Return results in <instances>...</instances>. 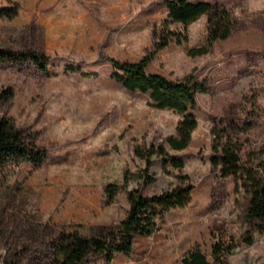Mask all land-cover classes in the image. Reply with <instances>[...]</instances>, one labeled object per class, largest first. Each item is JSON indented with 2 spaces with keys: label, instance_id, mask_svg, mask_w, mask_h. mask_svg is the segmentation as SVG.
Instances as JSON below:
<instances>
[{
  "label": "rangeland",
  "instance_id": "1",
  "mask_svg": "<svg viewBox=\"0 0 264 264\" xmlns=\"http://www.w3.org/2000/svg\"><path fill=\"white\" fill-rule=\"evenodd\" d=\"M164 1L0 0V8L19 7L16 17H0V47L32 48L52 58L49 77L0 69V90L14 93L1 113L34 133L49 153L40 167H0V260L11 256L8 248L36 245V237L47 238L52 228L75 226L88 234L117 224L129 209L128 190L161 193L179 185L178 175H187L194 187L190 205L171 210L153 236L137 238L131 255L96 264H182L194 248L211 260L220 234L238 241L245 230L247 196L233 178L212 168L211 132L215 126L245 127L254 116L253 127L236 138L244 154L264 159V0H193L231 9L238 29L215 42L210 53L191 57L187 49L206 42V18L200 17L187 27V41L173 40L152 58L148 72L172 81L193 73L207 90L197 94L198 106L191 110L198 125L189 147L170 150L184 159V168L165 167L153 157V183L133 180L124 186L126 171L145 167L134 148L164 144L182 115L154 108L148 94L127 92L103 58L140 61L152 47L154 29L167 18ZM169 30L181 33L184 27L174 23ZM67 64L91 75L68 73ZM110 183L123 188L106 205ZM227 264H264V235L252 246L238 244Z\"/></svg>",
  "mask_w": 264,
  "mask_h": 264
},
{
  "label": "trees",
  "instance_id": "2",
  "mask_svg": "<svg viewBox=\"0 0 264 264\" xmlns=\"http://www.w3.org/2000/svg\"><path fill=\"white\" fill-rule=\"evenodd\" d=\"M167 18L159 29L153 31L152 47L138 62H122L105 57L112 67L113 79L129 93L148 94L152 106L158 110H173L182 115L174 135L165 139L159 146H136L134 154L145 162V167L136 172L126 171L124 186L130 181L153 183L149 171L155 164L153 157L163 159L165 167L182 170L184 159L173 152L187 149L192 133L198 122L191 110L196 109L197 94L207 88L193 74L180 81L168 80L160 74L147 70L152 58L166 48L173 40L181 43L188 40L187 27L206 15V42L202 46L187 49L191 57L203 56L211 52L215 42L227 40L238 29V18L224 5L206 1L165 0ZM19 7L14 4L0 8V17L13 18ZM179 23L184 27L181 33L169 30V26ZM264 61V51L262 52ZM52 58L36 49L14 50L0 47V69L10 68L20 71L32 70L44 77L51 74ZM68 73H82L79 65L67 64ZM86 76L91 74L82 73ZM14 96L11 90H0V110L10 104ZM255 117H250L247 126H215L212 129L211 166L218 170L222 178H233L247 196L244 209L245 230L238 241L226 234L212 246L211 260L198 248L189 250L182 264H227L238 244L252 246L257 236L264 235V159L258 160L252 152L244 154V143L237 135L253 127ZM37 136L18 127L13 118L0 111V167L30 163L42 166L48 151L40 146ZM168 146V148L166 147ZM179 185L170 190L153 195H144L139 189L127 191L129 209L126 217L114 225H102L84 234L80 227L69 226L59 231L49 230L47 238L36 237V245L23 244L20 248H8L10 257L0 260V264H96L100 259L111 263L118 255H131L137 238L153 236L164 223L166 215L174 209H184L192 201L193 185L187 175H178ZM123 186L110 183L105 186V204H112Z\"/></svg>",
  "mask_w": 264,
  "mask_h": 264
},
{
  "label": "crops",
  "instance_id": "3",
  "mask_svg": "<svg viewBox=\"0 0 264 264\" xmlns=\"http://www.w3.org/2000/svg\"><path fill=\"white\" fill-rule=\"evenodd\" d=\"M206 2H208V1H206ZM201 18H206V20H207V16L206 15L201 16Z\"/></svg>",
  "mask_w": 264,
  "mask_h": 264
}]
</instances>
